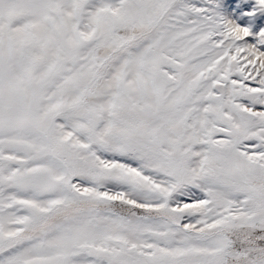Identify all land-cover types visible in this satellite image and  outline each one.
Segmentation results:
<instances>
[{
  "label": "snow or ice",
  "instance_id": "snow-or-ice-1",
  "mask_svg": "<svg viewBox=\"0 0 264 264\" xmlns=\"http://www.w3.org/2000/svg\"><path fill=\"white\" fill-rule=\"evenodd\" d=\"M217 7L0 0V264H264V28Z\"/></svg>",
  "mask_w": 264,
  "mask_h": 264
},
{
  "label": "rangeland",
  "instance_id": "rangeland-1",
  "mask_svg": "<svg viewBox=\"0 0 264 264\" xmlns=\"http://www.w3.org/2000/svg\"><path fill=\"white\" fill-rule=\"evenodd\" d=\"M217 5V10L223 18L249 27L251 35L245 37V40H256V33L264 28V9L257 6L256 0H217Z\"/></svg>",
  "mask_w": 264,
  "mask_h": 264
}]
</instances>
